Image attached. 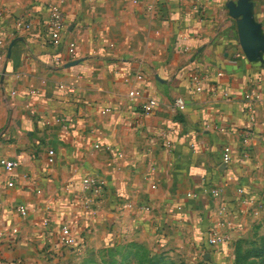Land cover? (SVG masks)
<instances>
[{
  "label": "crops",
  "instance_id": "0c3cea01",
  "mask_svg": "<svg viewBox=\"0 0 264 264\" xmlns=\"http://www.w3.org/2000/svg\"><path fill=\"white\" fill-rule=\"evenodd\" d=\"M240 1L0 0V157L18 161L0 166L2 261L116 264L104 254L126 239L174 260L234 263L236 241L264 223V48H244ZM50 4L77 58L52 43ZM244 4L264 40V0ZM153 97L157 110L144 114ZM89 173L106 181L95 211L80 209L73 185ZM70 220L77 247L58 244ZM213 226L229 240L211 246Z\"/></svg>",
  "mask_w": 264,
  "mask_h": 264
},
{
  "label": "built area",
  "instance_id": "2783aa9c",
  "mask_svg": "<svg viewBox=\"0 0 264 264\" xmlns=\"http://www.w3.org/2000/svg\"><path fill=\"white\" fill-rule=\"evenodd\" d=\"M156 2H161L162 0H155ZM196 3V8H203L206 0H194ZM48 17L46 20L47 26L49 28L51 34L52 43L55 46L65 45L66 51L71 58H77L78 55V44L75 40L67 37V23L65 14L62 9L56 4H50L48 6ZM17 25L24 28L25 30H31L33 27V21L29 18H21L18 17ZM2 55H0L1 61ZM65 61V57L58 56L57 62L62 63ZM191 80L193 84V88L195 92H201L203 90L202 85V76L198 73L191 74ZM142 90H137V94H140ZM15 93V92H14ZM248 100H251V94L248 93L246 95ZM178 106L184 107V100H177ZM159 102L153 97L150 98L147 102H145L142 106V111L144 114L151 115L158 108ZM250 111L254 113V105L250 104ZM110 109H107L108 111ZM105 111V112H106ZM99 147V145H97ZM49 162L52 163L55 158V151L52 149L49 151ZM223 161L225 164H229L233 161L232 157V149L230 146L224 147L223 153ZM0 166L4 167L8 171H13L18 167V161L7 159L4 157H0ZM10 186H14V181L12 180L9 183ZM73 185H77L80 188V194L78 197V203L80 209L85 211H95L102 202L105 194H106V181L96 174H86L81 183H73ZM216 196H220L222 194L221 189L217 188L213 191ZM125 207L133 208L134 205L130 202L125 205ZM139 209L143 212L151 211V207L149 205H140ZM16 211L20 213L22 216H27L29 213V208L24 205H18L16 207ZM229 240L228 234L222 233L220 226H213L210 230V235L208 238V243L211 246H215L220 243H224ZM58 244L65 247H77L79 246V236L77 234L76 222L74 220H70L63 224L60 229L58 236ZM0 264H6V262L0 259Z\"/></svg>",
  "mask_w": 264,
  "mask_h": 264
},
{
  "label": "rangeland",
  "instance_id": "374dc122",
  "mask_svg": "<svg viewBox=\"0 0 264 264\" xmlns=\"http://www.w3.org/2000/svg\"><path fill=\"white\" fill-rule=\"evenodd\" d=\"M237 241L241 242L238 245V251H236V244L234 245L233 264H264V223L256 225L249 235ZM105 258L116 264H150V260L158 259L167 264H195L182 259L174 260L165 252L156 253L136 241L126 239L117 242L114 251L104 254L103 259Z\"/></svg>",
  "mask_w": 264,
  "mask_h": 264
},
{
  "label": "water",
  "instance_id": "95a60500",
  "mask_svg": "<svg viewBox=\"0 0 264 264\" xmlns=\"http://www.w3.org/2000/svg\"><path fill=\"white\" fill-rule=\"evenodd\" d=\"M245 0H241L239 7L232 13L234 16L238 17L243 15V18L239 22L241 42L244 48L248 50H260L264 48V40L258 39L254 36V31L256 26L251 23L250 17L247 15L246 5L244 4ZM10 56V51H9ZM82 60L77 59L69 62L66 66H72L80 63Z\"/></svg>",
  "mask_w": 264,
  "mask_h": 264
},
{
  "label": "trees",
  "instance_id": "16d2710c",
  "mask_svg": "<svg viewBox=\"0 0 264 264\" xmlns=\"http://www.w3.org/2000/svg\"><path fill=\"white\" fill-rule=\"evenodd\" d=\"M241 241H237L236 242V251H238V245L240 244ZM150 264H167L164 263L162 260L158 259V260H150Z\"/></svg>",
  "mask_w": 264,
  "mask_h": 264
}]
</instances>
